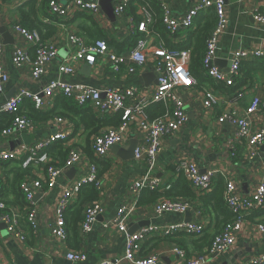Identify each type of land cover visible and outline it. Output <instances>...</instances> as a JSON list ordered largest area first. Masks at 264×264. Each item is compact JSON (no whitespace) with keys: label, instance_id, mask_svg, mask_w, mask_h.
I'll return each mask as SVG.
<instances>
[{"label":"crops","instance_id":"obj_1","mask_svg":"<svg viewBox=\"0 0 264 264\" xmlns=\"http://www.w3.org/2000/svg\"><path fill=\"white\" fill-rule=\"evenodd\" d=\"M29 1L9 0L3 2L0 0V28H6L13 37V44L5 45L0 36L3 44L2 67L9 76V81L5 85L3 93L0 94V106L9 101L21 89L29 90L33 94H40L42 88L53 80L88 86L102 93L115 88H136L144 96H149L152 93L157 74L155 58L151 51L146 52V64L143 67L129 72V68L134 67L130 61V50L133 46L129 41L131 36L129 24L133 20V16L129 12L131 8L128 9L130 5L124 15L115 16L116 23L113 24L101 9L100 14L96 17L89 14H77L70 20L63 21L58 18L55 21L48 9L47 13L41 11L42 0H36L35 11L26 6ZM55 1L64 4L69 0ZM195 1L197 0H164L172 16L176 19L182 18ZM134 6L137 8L136 13H139L140 7ZM19 7L26 11L31 20L37 18L44 25L52 26L57 30L54 37L49 39L56 42L57 57L47 65L44 76L37 81L32 78L28 65L16 67L12 63L15 46L23 47L31 59L35 56L32 46H28L12 32V27L22 21L18 11ZM256 12L264 13V0L226 1L225 15L228 27L219 38L217 55L213 61L214 66L222 72L229 71L233 52L264 49V26L255 23L253 16ZM137 16L141 18L140 15ZM195 28L196 23L189 31L179 30L175 38L165 32L150 30L152 36L148 40L154 47L163 46L169 50L176 49L186 52L189 69L190 51L182 48L188 45L189 36L186 37V34ZM71 35L79 36L88 43L99 39L113 42L115 45L110 46V50L123 58L120 71H113L106 59H98L94 66L75 64L76 71L72 76L60 74L58 71L60 64L74 51V46L69 42ZM115 46L122 48L119 49ZM260 62L259 66L264 64V61ZM255 63L244 62L241 67L239 81L243 88L237 91L243 92L241 99H233L236 92L232 88L216 84L206 75L200 81L195 80L191 87L181 89L180 96L188 120L175 135L167 137L163 141L162 152L159 153L153 167V176L160 180L159 188L154 192L144 191L138 197L130 194L129 186L146 173L148 166L143 161L135 160L134 157L125 160L129 143L137 141L138 147L142 142L136 124H130L123 143L118 145L123 148V152L110 149L107 157L98 161L100 188L96 189L97 198L94 202L102 206V212L97 217L92 231L83 234L80 228L85 208L93 203H90L84 195V191L91 186H85L69 200L65 215L67 217L64 226L66 230L64 239L52 234L56 223L57 203L65 189L87 173L91 162L87 150L91 151L93 138L113 127L102 126L93 133L96 125L86 121L81 122L84 116L68 111L73 107L72 104H68L71 102L67 101L68 107H66L64 103L58 102V97L45 100L40 110L33 106L38 113L49 115V118L37 120V122L31 121L33 123L31 131L14 132L7 137L0 133V153L20 150L23 147L29 148L56 132H63L68 136L66 140L50 147L51 156L48 155L50 165L64 168L68 152L71 149L81 151L83 158L80 164L64 169L58 177L56 185L51 189H47L44 185L47 181L48 164L32 161L24 167L23 163L28 156L25 153H22L17 160L0 162V200L5 204L4 212L17 218V229L23 236V240H21L18 236L9 234L6 225L0 224V264H100L104 261L131 264L123 259L125 236L112 226L122 204L135 205L134 212L128 220L127 232L129 234L148 226H164L188 221L203 225L204 234L208 235L207 241L204 240V235L198 238L183 234L166 238L152 236L141 244L135 254L137 258L157 256L159 264H184L174 252L176 248L184 250L187 258L201 257L207 253L211 240L222 227V224L219 225L220 210L214 199H220L222 205L226 182H233L236 193L244 198L251 196L263 181L264 142L253 158L248 156L249 149L245 141H235L230 149L229 143L234 139L237 127L228 122L219 121L224 115L233 113L238 117L245 115L254 97L264 99V70L258 69L259 66ZM85 66L89 68L87 69ZM204 91L212 92L218 99L217 103L209 109H204L202 106ZM24 103L25 101L19 111L23 114L28 112L29 106ZM30 104L33 105L31 102ZM86 108L92 110V115L96 119L118 115L101 116L90 105L81 108L80 113ZM58 118L62 119V123L57 127L55 120ZM249 119L253 129H264L263 110L255 113ZM84 122L87 126L84 125ZM58 145L61 148L59 151L56 150ZM93 158L96 160L94 156ZM183 160L194 162L201 173L210 170L216 173L211 191L200 194L187 183L189 191L193 195L192 198L184 199L169 194L182 177L177 165ZM72 169H75V173L70 174ZM19 180L22 182L39 181L44 185L42 190L36 192L37 198L34 197L33 200V207L37 211V228L35 230H32L26 223L29 204L25 200V196L19 198L17 195L20 190ZM219 184H222L223 191L219 190ZM205 195L213 196V201L208 203V211L203 208L201 203V197ZM165 200L187 201L188 210L184 214H156L154 206ZM263 219L264 207L245 213L232 249L226 253L208 257L206 264H242L252 257L264 254V235L260 234L257 228L258 223ZM70 252L85 254L87 259L81 263L70 262L66 259V255Z\"/></svg>","mask_w":264,"mask_h":264},{"label":"built area","instance_id":"obj_2","mask_svg":"<svg viewBox=\"0 0 264 264\" xmlns=\"http://www.w3.org/2000/svg\"><path fill=\"white\" fill-rule=\"evenodd\" d=\"M131 1L115 0L113 7L114 15L116 17L124 15ZM152 1L155 0H136L135 5L140 7L139 13L136 14L140 15L141 20L137 25L133 20L129 24L130 34L136 32L143 36L130 51V61L134 67L129 68V72H133L136 68H141L146 64V52L151 51L155 58L157 80L149 96L142 95L136 88H115L102 93L88 86L53 80L42 88L40 94H33L29 90L21 89L9 101L0 106L1 120L2 115L18 114L20 107L26 100L30 101L35 109L40 110L45 100L62 96L73 100L78 106L90 105L101 116L121 114V120L117 127L109 128L107 131L94 137L91 142V152L99 161L107 157L112 147L121 145L130 124H136L142 142L135 150L134 159L145 162L148 170L129 186L130 194L135 197H138L144 191L154 192L159 188L160 180L153 176L154 164L159 153L162 152L163 141L167 137L175 135L187 122L188 118L180 91L181 89L191 87L195 83V79L188 69L186 52L174 49L169 50L163 46L154 47L149 43L148 38L152 36L149 29L152 21ZM157 1L160 2L163 12L162 24L170 36L175 35L179 30L191 29L195 18L199 14L209 9L215 11L216 24L206 43L203 67L206 71V76L216 84L227 88L235 87L237 81H239L240 70L244 62L264 60V49L237 50L232 54L230 68L227 73L222 72L214 66L213 61L217 55L219 38L228 27L225 15L227 0H197L180 19L172 16L164 0ZM48 11L51 15L63 21L70 20L77 14H89L96 17L100 14L99 0H69L64 4L52 0L48 5ZM253 18L257 25L264 26V13L256 12ZM12 32L28 46H32L35 51V56L31 59L23 47L15 46L12 53L13 65L16 67L28 65L32 78L36 81L40 80L46 72L47 65L57 57L56 42L53 40L42 41L36 31H30L19 24H15L12 27ZM69 42L74 46V51L60 64L58 68L60 74L72 76L76 71L74 69L75 64L94 66L98 59H106L113 71H120L123 58L112 52L105 40L99 39L88 43L79 36L71 35L69 36ZM2 60L3 44L0 38V94L3 93L5 85L9 81V76L2 67ZM203 94L202 106L204 109H209L217 103L218 99L212 92L204 91ZM235 94L233 97L235 100L241 99L243 96V92H236ZM156 104H162L166 112L155 119H150L146 110L149 106ZM260 110L264 111V99L254 97L245 115L238 117L233 113L224 115L219 119L220 122L225 121L237 127L235 137L229 143L230 149H232L235 141H245L249 149L248 156L250 158H253L258 153L260 146L264 142V129H253L249 118ZM55 122L58 127L62 123V119L58 118ZM32 129L33 123L30 120L16 115L11 125L5 128L1 134L7 137L14 132H25ZM67 137V134L63 132H56L29 148L23 147L20 150L17 149L12 152H1L0 162L17 160L22 153H25L28 156L23 163L24 167L32 161L45 165L48 164L47 181L44 185L47 189H51L56 185V181L64 169L80 164L83 158L81 151L71 149L68 152L64 168H56L50 165V159L46 151L56 142H62ZM177 169L198 193L204 194L211 191L216 175L214 171L210 170L201 173L194 162L187 160L180 161ZM44 185L39 181H23L19 186L25 196V200L29 204L26 213V223L32 230L37 228V211L33 207V200L36 192L42 190ZM87 185H94L97 189L100 188L97 166L91 162L87 168V173L77 179L69 188L65 189L58 201L55 210L56 223L52 231L54 236L61 239L66 237L64 226L69 200ZM224 202L228 211L233 215L232 221L224 225L221 231L213 237L207 253L201 257L187 258L184 250L176 248L174 252L184 264H206L208 257L220 255L232 249L235 243V236L241 228L243 215L264 207V177L255 192L251 196L244 198L236 193V187L233 182H226L224 187ZM188 206L187 201L165 200L156 204L154 211L156 214H184L188 210ZM134 207L135 205L122 204L112 224L113 227L125 236L123 259L131 264H159L157 256L137 258L135 255L141 244L149 237L166 238L183 234L198 238L204 235L203 225L183 221L164 226H148L129 234L127 232V225L129 218L134 212ZM4 211L5 204L0 200V224L4 223L9 234L16 235L23 240V236L17 229V218L6 214ZM101 212L102 206L99 203L94 202L85 208L80 227L83 234L92 231L93 225ZM257 228L259 233L264 235V219L258 223ZM66 259L73 263H81L86 261L87 256L79 252H70L66 255ZM100 264H117V262L104 261ZM242 264H264V254L252 257Z\"/></svg>","mask_w":264,"mask_h":264},{"label":"trees","instance_id":"obj_3","mask_svg":"<svg viewBox=\"0 0 264 264\" xmlns=\"http://www.w3.org/2000/svg\"><path fill=\"white\" fill-rule=\"evenodd\" d=\"M7 1H9V0H3V2H7ZM50 1L51 0H42L40 6H41V11L43 13H47L46 11L48 9V5H49ZM135 2H136V0H132L128 9L131 8V10H129V12H130V14H132L131 16H133L132 17L133 21L137 25L140 22L141 18H139L136 14L137 8L134 6ZM26 6H28L29 9H32L35 11L36 0H30L29 2H27ZM18 11H19L20 17L22 18V21L20 22L19 25L30 30V31H36L42 41H47V40L51 39L52 37H54V35L56 34V32H57L56 28H54L52 26L44 25L37 18H35L34 20H31L30 16L27 15L26 11L22 7H19ZM151 11H152V21H151V24L149 26V29L150 30H156L157 32H165L167 34V32L165 31V28L162 24L163 12H162V9L160 7L159 1L155 0V1L151 2ZM80 15H83V14H80ZM51 16L54 17L53 19L55 21H57L58 18L56 16H54V15H51ZM195 23H196L195 30L186 34V37L189 36L188 45L182 49H184V50L187 49L190 51L189 71L195 80L200 81L202 78H205V75H206V71L203 67V58H204L205 51H206V43H207L208 37H209L212 29L214 28L215 24H216L215 11L213 9H209V10L199 14L195 18L192 27H194ZM184 31H189V30H184ZM177 35H178V33L173 35V37L175 38ZM141 37H143V36L141 34L136 33V32L134 34H131L129 41H130V45L131 46L133 45L132 48L135 47L136 42ZM107 44H108L109 49L115 45L113 42H107ZM115 47L116 48L118 47L119 49L122 48L120 46H115ZM170 50H172V49H170ZM174 50H176V49H174ZM260 61H264V60L253 61V64H254V62H256L255 64L261 63ZM258 66H259V64H258ZM258 69L264 70V64L262 63V65H260ZM241 85H242V83L240 81H237V85L235 87H232V90L235 92L239 91L241 88ZM56 97H58V102L60 101V103H64L66 105V107H68L67 106L68 104L69 105L72 104L73 107L70 108L68 111H71L72 113H79V114L83 115L84 118L81 119V122L86 121L90 124L96 125V127H95L96 129L94 130L93 133H95L97 131V128L99 129L102 126L117 127L120 123L121 114L115 115L111 118H108L109 116H107V117H98L96 119L94 117V115H92V112H91L92 110L90 108H86L82 113H80L79 110L81 108H83L84 106H78L73 100L66 99L62 96H56ZM67 101H70L71 103L68 102V104H67ZM24 104L29 105L28 106V112L25 111L26 113H24V114L19 112L18 114H14V115H6L5 114V115L1 116L0 133L5 128H7L11 125L13 118L16 115H20L22 117H25L26 119H28L32 122H37V120H47L49 118V115H42V114L38 113L34 109L33 105L30 104V101H25ZM165 112H166L165 107L162 104L151 105L146 110V113L150 119H155V118L163 115ZM84 125L87 126V124L85 122H84ZM59 143L56 142L55 144H59ZM54 145H52V147ZM51 148L47 150L48 155H50ZM60 149L61 148L58 145L56 150L59 151ZM87 152H88V155L91 159V162L93 164H95L96 166L99 165V162H98L99 160H97V159L95 160L93 158V154L90 151V149H89V151L87 150ZM59 154H60V152H59ZM97 175H98V177H100V171H98V170H97ZM21 182H22V180L21 181L19 180L18 185H20ZM187 183L188 182L186 181L185 177L182 175V177H181L180 181L178 182V184L176 185V187L171 189L169 194L172 196H175V197H183L184 199L192 198L193 195L189 191ZM87 186H91V187H89L88 190L84 191V195L87 197V200H89L90 203H92V202L94 203V201H96V198H97V192H96L97 188L94 185H87ZM219 190L223 191L222 184H219ZM17 195L19 198H21V197L24 198V195L22 194V192L20 190H19ZM211 200L213 201V196L208 197V195L207 196L205 195V196L201 197V203L203 205V208L206 211H208V203ZM214 201H215L216 206L220 210L221 219H220L219 225L222 224V227H221V229H222L224 225H226L227 223H230L232 221L233 215L230 214L227 207L225 206V203L223 201V196H222V205L220 204L221 203L220 199L217 200L215 198ZM76 213H78V212H76ZM66 217L67 216H65V221H66ZM221 229L219 231H221ZM204 237H205L204 240L207 241L208 235L205 236V234H204ZM210 244H211V242H210Z\"/></svg>","mask_w":264,"mask_h":264},{"label":"water","instance_id":"obj_4","mask_svg":"<svg viewBox=\"0 0 264 264\" xmlns=\"http://www.w3.org/2000/svg\"><path fill=\"white\" fill-rule=\"evenodd\" d=\"M113 2H114V0H99V7H100L101 11L104 13V15L113 24H115L116 23V17L114 15ZM0 36L2 37L5 45L13 44V37L9 34V32L7 31L6 28H3V27L0 28ZM85 68L88 69L89 67L85 66ZM136 147H137V141H131L129 143V146L126 149L127 152H126V157H125L126 159L125 160H129V159H132L134 157V151H135ZM111 149H113L114 151L123 152V148L118 147V146H114ZM69 173L70 174L75 173V169H72L71 172H69ZM4 228H5V226H4ZM130 234H132V233H130Z\"/></svg>","mask_w":264,"mask_h":264}]
</instances>
